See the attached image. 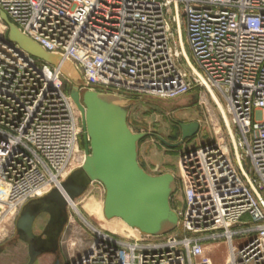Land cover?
<instances>
[{
  "label": "built area",
  "instance_id": "1",
  "mask_svg": "<svg viewBox=\"0 0 264 264\" xmlns=\"http://www.w3.org/2000/svg\"><path fill=\"white\" fill-rule=\"evenodd\" d=\"M1 12L70 61L82 92L176 99L207 85L225 102L247 175L231 141L215 132L212 143L178 159L184 208L175 231L116 233L81 213L75 225L69 213L63 264H211L205 247L220 243L228 247L225 264H264V207L251 188L264 203V0H0ZM179 32L197 74L183 67ZM7 33L0 16V207L16 215L62 190L82 166L75 163L83 128L60 70Z\"/></svg>",
  "mask_w": 264,
  "mask_h": 264
},
{
  "label": "water",
  "instance_id": "2",
  "mask_svg": "<svg viewBox=\"0 0 264 264\" xmlns=\"http://www.w3.org/2000/svg\"><path fill=\"white\" fill-rule=\"evenodd\" d=\"M0 16L8 27L7 37L10 42L17 44L31 57L58 68L72 84L69 95L81 113L83 128L85 160L82 166L69 175L62 184V190L53 189L47 195L29 201L20 211L17 230L20 240L29 245L28 264H34L44 250L34 246L36 236L33 226L36 219L42 214L49 215L44 234L47 243H55L59 229L69 219L68 201L74 202L81 198L94 182L101 183L105 189L103 213L106 220L121 219L127 226L150 236H161L175 230L179 225V216L172 209L170 201L177 189L176 179L171 173L152 176L140 165L138 144L147 134L134 133L128 125L132 100L94 91L82 92L81 75L70 61L47 53L39 44L24 36L4 12ZM179 40L187 66L197 74L184 48L181 32ZM206 89L219 108L238 168L247 180L230 122L207 85ZM177 124L181 129L179 142L171 143L157 136L172 149L192 139L200 129L197 122ZM251 188L264 207L257 190Z\"/></svg>",
  "mask_w": 264,
  "mask_h": 264
},
{
  "label": "rangeland",
  "instance_id": "3",
  "mask_svg": "<svg viewBox=\"0 0 264 264\" xmlns=\"http://www.w3.org/2000/svg\"><path fill=\"white\" fill-rule=\"evenodd\" d=\"M183 39L185 43L184 36ZM185 47L190 56L187 46ZM182 64L186 69L187 66L183 57ZM59 84L66 92L70 93L72 84L65 77L60 80ZM214 93L220 100L219 103H221L226 112V105L223 98L218 93ZM106 96L110 97V95ZM131 100L132 105L127 118L128 125L134 133L147 134V136L138 144L139 163L143 169L152 176L162 175L168 170L173 171L177 183V190L171 197L170 202L172 209L181 212L184 205L182 200V187L179 182L178 154L189 148L198 147L205 143H212L215 139V132L221 133L222 131L224 136L230 142L221 113L211 95L204 87H195L189 94L176 99H161L147 95H136L132 96ZM226 116L230 122L227 112ZM191 122L199 123L200 129L196 136L192 139L186 140L179 148H169L157 138V136H161L168 142L177 143L181 139V129L177 123L187 124ZM84 155L85 149L82 134L79 141V153L78 160L75 163L76 165L82 162ZM104 198L105 189L94 184L91 185L80 200L76 202L78 210L87 221L100 228H108L102 219L104 217ZM68 213H70L72 218L75 219V225L79 223V219L76 217L74 209H68ZM10 215H5L0 207V248H5V254L0 257V264H26V247L21 244H19L20 247H6L10 241L17 237L16 222L19 214ZM46 219V216H41L38 219L36 225L37 231H40L45 224ZM70 226V224H66L60 239V251L63 260L66 254V247L71 245V242L67 245V239H69L71 233ZM171 232H167L163 235ZM82 235H84L85 240L83 247H85L88 244L91 235L85 232ZM73 238L74 237H72V239ZM78 238H80V234ZM205 248V253L207 257L211 259V264H225L224 261L228 250L227 245L220 243L217 245H208V247ZM53 259L54 257L52 256H44L39 260L38 264H51Z\"/></svg>",
  "mask_w": 264,
  "mask_h": 264
},
{
  "label": "flooded vegetation",
  "instance_id": "4",
  "mask_svg": "<svg viewBox=\"0 0 264 264\" xmlns=\"http://www.w3.org/2000/svg\"><path fill=\"white\" fill-rule=\"evenodd\" d=\"M41 216H46L47 219H46V222L43 225V227L40 229V231H37L36 230L37 221ZM41 216L36 219V221L34 222V226H33L34 235L36 236V239L34 240V246L38 247L39 250L42 247V248H44V250L42 249L41 253L37 256L34 264H38L39 260L44 256L54 257L51 264H63L64 260H63V257L61 255V251H60V239H61L62 233L65 229V226L68 223V220L59 229V232H58L56 239H55L56 240L55 243L49 244L46 242L47 236L44 234L45 227L49 221V215L48 214H42ZM18 219H19V215H18ZM18 219H17V221H18ZM16 233H17V237L14 238L12 241H10L6 247H20L19 244L26 247V251H27V262H26V264H28L30 261L29 245L20 240V237L18 235V230H17V222H16ZM4 254H5V248L2 247V248H0V257Z\"/></svg>",
  "mask_w": 264,
  "mask_h": 264
},
{
  "label": "bare ground",
  "instance_id": "5",
  "mask_svg": "<svg viewBox=\"0 0 264 264\" xmlns=\"http://www.w3.org/2000/svg\"><path fill=\"white\" fill-rule=\"evenodd\" d=\"M212 91V90H211ZM212 94L214 95V98H215V100L217 101V103L218 104H220L219 105V107H221L222 109H223V107H222V105H221V103H219L220 102V100L218 99V97L216 96V94L212 91ZM220 108V110L221 111H223V113L225 114V116H226V112H225V110L223 109H221ZM219 109V108H218ZM227 118V117H226ZM82 163L83 162H81V163H79V166L78 167H80L81 165H82ZM70 205H71V207L75 210V212L76 213H78V214H80V211L78 210V208H77V203L75 202V203H70ZM10 214H12V211H10L9 210V212H6L5 213V215H10ZM6 216V217H7ZM11 216V215H10ZM103 219V221L106 223V225L108 226V228L110 229V230H112V231H114V232H116V233H122L123 232V230L126 228V227H128L127 225H126V223H124L121 219H118V218H116V219H112V220H106L105 219V217H103L102 218ZM226 245V244H225ZM228 249V248H227ZM227 253H228V250H227ZM226 259H227V256H226ZM226 259H225V261H226ZM225 261H224V263H225Z\"/></svg>",
  "mask_w": 264,
  "mask_h": 264
},
{
  "label": "crops",
  "instance_id": "6",
  "mask_svg": "<svg viewBox=\"0 0 264 264\" xmlns=\"http://www.w3.org/2000/svg\"><path fill=\"white\" fill-rule=\"evenodd\" d=\"M229 139H230V138H229ZM189 149H190V148H189ZM189 149H187V150H189ZM187 150L181 151V152L178 154L179 157L181 156L182 153L186 152ZM166 173L174 174L173 171H171V170L166 171Z\"/></svg>",
  "mask_w": 264,
  "mask_h": 264
}]
</instances>
